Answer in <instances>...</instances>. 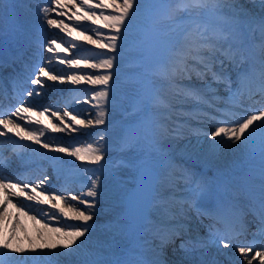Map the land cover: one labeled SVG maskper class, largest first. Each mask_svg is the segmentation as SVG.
Instances as JSON below:
<instances>
[{"label":"snow or ice","instance_id":"obj_1","mask_svg":"<svg viewBox=\"0 0 264 264\" xmlns=\"http://www.w3.org/2000/svg\"><path fill=\"white\" fill-rule=\"evenodd\" d=\"M24 7L18 0H0V37L23 32L31 47L41 27L60 30L61 42L53 38L40 43L64 67L53 74L22 56L18 59L25 64L8 80L13 97L20 100L12 109L0 105V137L14 134L13 154L22 160V150L30 147L52 162L53 173L36 164L31 175L18 171L13 182L4 171L11 159L0 153V264H58L57 249L69 258L68 264H167L164 254L177 239L181 249L199 252L194 264H264V0H259V11L251 10L246 0H46L44 6L37 5L36 22L17 13ZM137 19L130 44L129 31ZM81 45L94 46L88 49L91 55H65ZM127 47L132 48L134 71L127 77L128 89L118 96L111 86L119 76L114 62L125 59ZM6 63L15 64L16 59L0 58V69ZM47 81L86 82L99 90L94 87L83 98L65 103L61 114L53 111L59 100L42 104L38 99L45 95ZM221 89L226 95H220ZM7 91L0 76V98ZM79 103L91 111L77 112L74 105ZM186 105L191 111H185ZM117 106L131 111L120 125L116 159L107 158L105 134L86 146L45 142L50 131L71 134L106 126L105 132L111 133L107 117ZM212 112L215 116L209 115ZM29 113L47 115L48 124ZM85 115L87 119L81 118ZM209 119L215 127L205 133L208 151L193 153L201 170L164 150L163 141L180 138L190 120ZM25 139L32 143H20ZM241 145L258 162L243 169L222 167L219 156L224 149ZM126 168L133 170L135 183L126 193L123 215L91 239L97 231L90 222L100 186L105 180L123 184ZM53 178L60 187L46 194L44 185ZM69 184L86 191L73 194L65 186ZM24 198L50 208L38 219L29 215L32 208ZM9 204L17 215H9ZM193 212L212 221L208 239H182ZM19 213L40 225L38 241L28 235ZM68 220L79 223L59 226ZM23 239L28 240L26 246ZM229 249L231 257L220 261Z\"/></svg>","mask_w":264,"mask_h":264},{"label":"bare ground","instance_id":"obj_2","mask_svg":"<svg viewBox=\"0 0 264 264\" xmlns=\"http://www.w3.org/2000/svg\"><path fill=\"white\" fill-rule=\"evenodd\" d=\"M33 1H35L36 4H39V5L41 4L40 6H44L43 4L46 3V0H18V2H22L25 5V7L22 8V9L21 8H18L17 9V13L18 14L26 13L27 10H28L27 9V5H31V3ZM77 2H79V0H77ZM246 2H247V6L251 10H253V11H259V0H246ZM37 11H38V9H37ZM138 22H139L138 19L137 20H134V22H133V26L131 28L133 35L136 32V27L138 25ZM65 23H69L66 18H65ZM70 27H73V26L70 25ZM47 31H49L48 28H47V30L46 29L44 30L45 38L47 39L46 41L55 38V39H57L58 41L61 42V35H62V33L60 32V30L53 29V30H50V32H48V33H47ZM19 34H24V33L21 32ZM47 34H48V36H47ZM73 35L76 36V35H78V33L77 32H74ZM130 37H132V36L129 35V41L131 40ZM40 41H42V40L41 39H38L37 42H36V45L40 44ZM63 45H64V47H68L69 46L68 43H64ZM88 49H89L88 47L86 48L83 45H81L79 48H77L75 50L69 48V53H66L65 55H72V56H79V55L87 56V55H91V52ZM44 56H45V51L41 52V54L39 55L38 62L37 63H32V64H34V65L35 64H39L40 63V60H41V62H44ZM126 58H127V56H125V59L123 61H125ZM127 60H128V58H127ZM123 61H121V60L118 59L115 62H117L120 65H124L125 63ZM62 67H64V66H61V65L58 66L56 63L47 66L48 70L49 71H52L53 74H60V71L59 70ZM117 73L119 74V76L118 77L117 76H114V79L115 80L127 82V77L129 76V74L131 72H117ZM68 74H71V73L69 72ZM66 83H70V82L65 81L64 84H66ZM79 85H84V84L81 83ZM63 86H65L66 89H68V93H67L68 96L64 95L66 97L63 98V101H64L63 104L69 103L71 101V98L73 99L75 97V95L79 96V99H81V98L84 97V95H86L88 93V91L86 89H81V87L79 89L72 88V87H75L77 85H69L68 87H67V85H63ZM96 90H99V88L97 87ZM52 93H53L52 96H54L55 93L54 92H52ZM50 101H55V100L52 97H49V101H48V98H47V99L44 100V103H49ZM76 105L78 106V111L77 112L86 113V112L91 111V109L89 107H87L86 104L79 103V104H76ZM80 105H83V106L80 107ZM55 106H61V105L56 104ZM241 114L243 115V114H246V113H241ZM35 118L38 119L39 117L35 116ZM87 118H88V116L85 115V119H87ZM105 127L106 126H101L99 130H96L94 128L96 132H93L92 133L93 134L92 136H94L95 139H96L98 137V135L105 134L107 136V138H108V143H109V147H110L112 145V142L115 139V137L119 134V130L117 128H115V127H112L111 125H107V127L111 129V133H106L105 132ZM51 133L52 132L50 131L47 134V139L49 138V140L51 142H61V143L65 144V145L72 146L76 142V140H77V138L74 135L69 136L67 138L66 137L65 138H57V137L50 136ZM90 133H91V131H90ZM192 138L193 139L191 141H194L196 139L195 136H193ZM42 139H44V138H42ZM197 141H198V138H197ZM204 142H205V140H204ZM226 149H229L230 152H231V154H229V156L227 157V158H230L231 161H234V159H232V157L234 156V153H237L236 156L240 159L241 158V154H238L239 151L240 150H242V151H245L246 150L242 145L241 146L226 147L224 149V151ZM246 154H247V151H246ZM242 157H244V155ZM192 223H195V222L193 221ZM229 252H230L229 254L232 255L233 250L229 249ZM57 257H58V255L56 256V258ZM62 258L61 259H57L58 264H68V263L63 262Z\"/></svg>","mask_w":264,"mask_h":264},{"label":"rangeland","instance_id":"obj_3","mask_svg":"<svg viewBox=\"0 0 264 264\" xmlns=\"http://www.w3.org/2000/svg\"><path fill=\"white\" fill-rule=\"evenodd\" d=\"M134 36H135V35H134ZM88 48H92V46H88ZM53 83H54V82H53ZM85 84H86V83H85ZM85 84H84V85H85Z\"/></svg>","mask_w":264,"mask_h":264}]
</instances>
